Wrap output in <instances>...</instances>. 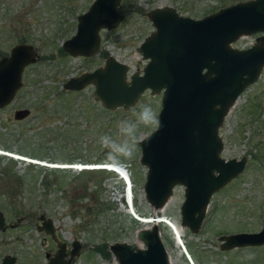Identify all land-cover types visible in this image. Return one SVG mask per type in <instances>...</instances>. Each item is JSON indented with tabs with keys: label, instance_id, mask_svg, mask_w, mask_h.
<instances>
[{
	"label": "rangeland",
	"instance_id": "1",
	"mask_svg": "<svg viewBox=\"0 0 264 264\" xmlns=\"http://www.w3.org/2000/svg\"><path fill=\"white\" fill-rule=\"evenodd\" d=\"M234 1L121 0L124 17L118 26L100 30L99 50L74 56L62 48V42L74 33L77 15L92 0H0V52L7 54L25 38L23 42L32 43L40 54L25 66L15 97L0 107V150L51 163L116 165L100 137L118 138L119 123L135 122L145 105L157 115L161 93L145 90L132 107L108 109L94 99L93 85L65 89L63 81L103 64L109 55L126 62L128 73L141 71L146 60L137 46L154 29L147 17L151 8L171 5L183 15L198 18ZM257 34L240 36L233 45L248 46ZM20 107L30 108V113L14 119L13 111ZM155 125H140L139 139ZM219 133L224 143L221 155L246 156L245 167L211 196L197 232L183 227V245L176 243L171 225L158 223L171 264H264V244L223 250L218 239L223 233L253 231L262 225L264 158H254L253 153H264V67L230 107ZM257 142L260 147L255 146ZM139 157L137 140L132 157L122 161L130 178L132 207L126 200V182L114 170L47 166L0 153V210L7 221L24 216L16 226L0 230V260L9 253L18 261L41 264L47 259L45 251L54 253L56 244L36 224L37 216L44 213L68 246L73 239L81 241L72 264H116L108 244L122 240L140 243L136 233L149 224L135 215L150 216L154 211L143 191L146 167ZM182 200L183 186L176 185L163 212L177 226ZM102 243L108 254L96 247Z\"/></svg>",
	"mask_w": 264,
	"mask_h": 264
},
{
	"label": "water",
	"instance_id": "2",
	"mask_svg": "<svg viewBox=\"0 0 264 264\" xmlns=\"http://www.w3.org/2000/svg\"><path fill=\"white\" fill-rule=\"evenodd\" d=\"M124 17L121 0H92L77 15L73 34L62 48L71 55L89 56L100 48V30L118 26ZM154 29L137 50L146 60L141 71L109 55L103 64L62 83L65 89L93 85L92 95L108 109L132 107L144 93H161L155 127L138 139L139 161L146 167L143 191L153 208L164 206L176 185L183 186L180 226L197 232L211 196L236 177L247 157H223L219 127L237 97L254 83L264 67V0H237L201 17L183 15L171 5L147 11ZM258 33L252 44L236 47L240 36ZM40 54L29 42L13 44L0 56V107L8 104L22 86L25 66ZM28 107L14 111L17 119L27 116ZM20 220V217L17 218ZM40 228L56 241L52 255L41 264H72L82 243L57 237L52 218L39 214ZM0 210V230L13 227ZM140 242L113 241L108 249L116 264H171L157 223L137 231ZM220 248L264 244L262 225L253 231L240 230L218 236ZM142 244V245H140ZM0 264H32L4 254Z\"/></svg>",
	"mask_w": 264,
	"mask_h": 264
},
{
	"label": "clouds",
	"instance_id": "3",
	"mask_svg": "<svg viewBox=\"0 0 264 264\" xmlns=\"http://www.w3.org/2000/svg\"><path fill=\"white\" fill-rule=\"evenodd\" d=\"M135 122L122 120L119 123V137L113 138L108 135L100 137V143L107 149V155L110 160L118 166L122 165V161L130 159L135 150V144L139 137L137 136L140 125L151 126L157 123V118L150 106H143L136 114Z\"/></svg>",
	"mask_w": 264,
	"mask_h": 264
},
{
	"label": "bare ground",
	"instance_id": "4",
	"mask_svg": "<svg viewBox=\"0 0 264 264\" xmlns=\"http://www.w3.org/2000/svg\"><path fill=\"white\" fill-rule=\"evenodd\" d=\"M0 153L5 154V155H9V156L14 157V158H19V159H23V160H26V161H30V162H37V163H40V164H43V165H47V166L70 167V168H74V169L92 168V167H97L98 168L99 167V168L113 169V170L117 171L118 173L125 174L124 168H122V167H120L118 165L110 164V163L105 164V165H85V164H71V165H68V164L51 163V162H47V161H44V160L43 161L42 160H36V159L30 158L28 156L20 155V154H17V153H12V152H8V151H3V150H0ZM132 194L133 193H130V190L127 191L126 200H128V203L131 202L132 207H134L133 204H132V198H131ZM167 203H168V201L165 203L164 206H162L160 208H154L153 214L150 215V216H140V215H135V214L134 215L140 221H142L145 224H151V223H157L158 224L159 222L168 223L169 225H171L173 227L174 238L176 240V243H178L179 245L180 244L183 245L184 244V241H183V238H182V236L184 234L183 227H181L180 225L177 226L175 224L176 225L175 226L174 224H171L169 219L167 220L166 216L163 214Z\"/></svg>",
	"mask_w": 264,
	"mask_h": 264
},
{
	"label": "trees",
	"instance_id": "5",
	"mask_svg": "<svg viewBox=\"0 0 264 264\" xmlns=\"http://www.w3.org/2000/svg\"><path fill=\"white\" fill-rule=\"evenodd\" d=\"M19 41L23 42V41H26V40H25V38H21ZM59 51H60L61 53L64 52L62 48H59ZM1 54L3 55V54H5V52H4V53H3V52H0V55H1ZM258 106H259V105H258ZM259 145H260L259 142L255 143V146H256V147H260ZM259 153H260V154H259ZM259 153H258V154L253 153V157H254V158H257V159H259V156H260L261 158H264L263 150H260ZM257 155H258V157H257ZM96 247H97V248H100V249L103 251L104 254H108V253H109V251H108V249H107V245H106V243H102L100 246L97 245Z\"/></svg>",
	"mask_w": 264,
	"mask_h": 264
},
{
	"label": "flooded vegetation",
	"instance_id": "6",
	"mask_svg": "<svg viewBox=\"0 0 264 264\" xmlns=\"http://www.w3.org/2000/svg\"><path fill=\"white\" fill-rule=\"evenodd\" d=\"M16 93H17V92H16ZM6 105H7V104H6ZM4 106H5V105H4ZM4 106H2V107H4ZM16 109H17V108H15L14 111H15ZM14 111H13V118H14V119H17V118L14 117ZM29 113H30V112H29ZM20 119H22V118H20ZM20 119H19V120H20ZM43 214H44V213H43ZM44 215H45V214H44ZM45 216H46V215H45ZM23 217H24V216H23ZM23 217L21 216V217H20V220H18V219H17L18 217H17V218L15 219L16 221H7V219H6V217H5V220H6V222H8V223H9V222H10V223H15L14 226H16V225L22 220ZM37 217H38V219H39V215H38ZM41 221H42V220L39 219V223H36L38 229H41V228H40V226H41ZM54 228H55V227H54ZM43 231H44V230H43ZM44 232H45V231H44ZM55 232H56V231H55ZM56 235H57V234H56ZM49 236H50L51 240L56 244V241L52 238V236H51L50 234H49ZM57 237L59 238L58 235H57ZM59 239H60V238H59ZM61 240H62V239H61ZM56 246H57V245H56ZM70 248H71V246H68V244H67V242H66V250L69 251ZM47 252L49 253V255H52L49 251H45V256H46V253H47Z\"/></svg>",
	"mask_w": 264,
	"mask_h": 264
},
{
	"label": "built area",
	"instance_id": "7",
	"mask_svg": "<svg viewBox=\"0 0 264 264\" xmlns=\"http://www.w3.org/2000/svg\"><path fill=\"white\" fill-rule=\"evenodd\" d=\"M120 167L124 168L125 174L119 173V175L126 182V186L129 189V175L127 173V169H126L125 165H123V164ZM130 205H131V202H130Z\"/></svg>",
	"mask_w": 264,
	"mask_h": 264
}]
</instances>
